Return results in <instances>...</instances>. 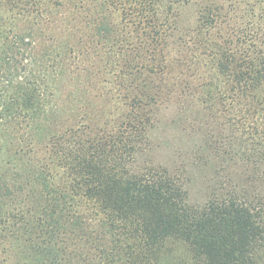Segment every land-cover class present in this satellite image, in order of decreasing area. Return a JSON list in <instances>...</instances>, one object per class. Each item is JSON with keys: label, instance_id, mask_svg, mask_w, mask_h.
I'll return each instance as SVG.
<instances>
[{"label": "trees", "instance_id": "trees-1", "mask_svg": "<svg viewBox=\"0 0 264 264\" xmlns=\"http://www.w3.org/2000/svg\"><path fill=\"white\" fill-rule=\"evenodd\" d=\"M178 3L55 0L58 22L66 23L56 35L64 43L46 37L47 43L40 45L33 21L45 10L43 0H0V138L5 137L8 122L24 129L38 127L46 111L48 79L66 76L67 62L71 56L77 59L79 50L74 46L78 42L93 43L97 65L93 82L105 91L108 103L126 109L118 119L109 111L103 133L88 140L79 138L77 145L66 147L58 153L55 167L33 160L30 181L46 188L50 179L65 175L87 210L86 220L74 215L61 223L58 220L63 217L52 209L49 221L39 220L44 238L36 246L40 259L34 264H65L61 257L65 248L52 249L48 244L55 236L54 228L71 238L68 244L73 245L78 264H264V32L250 0H220L218 7L225 9V15L233 14L238 25L228 37L235 47L216 51L211 44L206 49L209 53L196 57L201 61L206 56L210 58L206 63L216 64V70L212 65L206 70L201 85L209 90L198 102L221 106L234 129L248 134L260 147L259 156L240 163L219 155L213 158L198 149L166 165L142 152L152 121L147 109L156 97L147 91L146 79L134 78L137 70L133 57L125 53L124 32L144 27L147 41L156 44ZM215 11L201 9L203 34L214 27ZM126 15L134 20H123ZM27 18L26 27H20ZM159 58L160 64L166 63L165 54ZM125 86L136 92L130 97L115 93ZM227 90L235 92L230 96ZM232 99L239 103L237 111ZM82 111L85 118L89 112ZM54 113L58 124L47 125L40 137L55 140L78 135L69 124L70 116L61 120L59 110ZM17 175L24 177L19 171ZM200 177L204 185L194 191ZM26 186H18L20 193L26 192ZM59 195L65 193L61 190Z\"/></svg>", "mask_w": 264, "mask_h": 264}, {"label": "rangeland", "instance_id": "rangeland-1", "mask_svg": "<svg viewBox=\"0 0 264 264\" xmlns=\"http://www.w3.org/2000/svg\"><path fill=\"white\" fill-rule=\"evenodd\" d=\"M54 1L43 0L45 10L42 9V15L33 21L38 28L37 39L40 45L47 43L46 37H54L64 43V39L56 34L57 30L62 32L66 23L58 22L60 19H57L55 13ZM250 1L259 21V28L264 32V0ZM219 5L220 0H179L164 22L156 44L147 41L144 27L137 26L139 28L134 32L132 29L124 32L125 43L128 45L125 53L131 55L129 58L133 57L132 65L137 70L134 78L139 75L140 79H146L147 91L153 92L156 97L147 109L152 121L146 129L147 137L141 144L142 152L166 165L198 149L210 157L219 155L240 163L244 161L242 159L259 156L257 151L260 147L251 142L248 134L234 129L230 124L229 114L221 106L218 107L211 101L198 102V98L202 95L204 97L209 90L207 85H201L205 81L206 70L211 65L215 69L216 64L213 65L212 61L206 63L205 60L210 59L206 56L201 57V61L196 57L209 53L206 49L210 50L211 44L216 46V51L235 47L228 37L237 30L236 19L233 14L225 15V9H220ZM205 6L218 10L215 11L218 15L214 20V27L207 34H203L199 23V13ZM43 11L49 12L43 14ZM64 11L69 12L67 9ZM124 17L126 19L123 20H134L131 15ZM27 22L28 18L19 23V26L24 28ZM80 44L78 42L74 46L79 53L77 59L71 56L67 62L69 66L66 68V76L56 80L49 77V90L45 94L46 111L41 115L38 127L24 129L23 125L15 122H8L4 127L5 137L0 138V264H34L36 258L40 259L36 246L41 243L44 235L39 229V220L49 221L51 209L56 211L55 215L61 214L63 219L58 220L61 223L70 221L74 215L86 220V205L68 184L65 175L60 174L50 179L46 188L30 181L31 169L35 166L33 160L35 159V163L43 161L46 165L55 167L58 153L64 152L66 147L77 145L79 138L88 140L93 135L103 133V122L109 118V111L113 112L114 119L120 118L126 111L123 105L119 107L108 103L107 96L103 93L105 91L93 82L97 66L92 56L96 50L93 43L90 42V46L88 41ZM86 49L88 50L83 54L81 51ZM136 51H139L137 56ZM160 53L166 56L164 66L159 62ZM215 55L219 57L218 54ZM149 69L154 72L150 73ZM80 71L82 72L79 73ZM135 92L134 88L126 86L115 91L121 96L128 94V97ZM226 93L231 96L232 91L227 90ZM231 103L233 111H237L239 103L236 104L233 99ZM58 110L61 120L71 117L69 124L78 130V135L66 134L55 140L47 136L40 137L44 135L47 125L56 123L58 115L54 112ZM82 110L89 112L85 118H82L85 113ZM57 135H61L60 130ZM18 171L24 177H19ZM204 172L205 168L202 170ZM21 184H28L24 193L18 190ZM194 185V191L202 189L204 177H200ZM61 190L65 193L62 197L59 195ZM54 229L55 236H51L48 244L52 249L65 248L61 252L65 264H78L77 256L71 250L73 245L68 244L71 238L62 230Z\"/></svg>", "mask_w": 264, "mask_h": 264}]
</instances>
